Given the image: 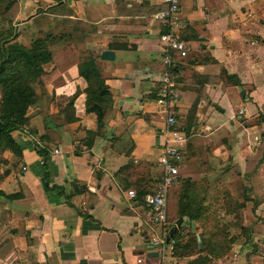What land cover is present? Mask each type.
Returning <instances> with one entry per match:
<instances>
[{
	"label": "crops",
	"instance_id": "crops-1",
	"mask_svg": "<svg viewBox=\"0 0 264 264\" xmlns=\"http://www.w3.org/2000/svg\"><path fill=\"white\" fill-rule=\"evenodd\" d=\"M162 8L160 0H8L3 6L4 32L13 41L27 46L48 33L55 41L26 124L10 132L21 155L0 151V264H195L204 255L168 244L161 252L149 242L161 233L143 196L159 175L165 139L164 114L154 102L165 28L152 17ZM179 20L187 53H172L169 110L185 138L181 184L205 212L189 223L183 216L176 226L174 187L167 227L180 226L184 242L196 229L201 233L207 206L239 207L227 215L239 240L208 263L263 264L264 0H180ZM106 50L112 59L101 57ZM85 58L93 59L111 97L98 130L95 114L85 111L87 84L78 74ZM86 131L95 132L89 148ZM127 190L142 194L129 198Z\"/></svg>",
	"mask_w": 264,
	"mask_h": 264
},
{
	"label": "trees",
	"instance_id": "trees-1",
	"mask_svg": "<svg viewBox=\"0 0 264 264\" xmlns=\"http://www.w3.org/2000/svg\"><path fill=\"white\" fill-rule=\"evenodd\" d=\"M4 1L7 5L8 0H0V2ZM14 38L15 35L4 32V30L0 31V151L8 150L20 156L21 150L12 139L10 132L19 130L26 124V111L35 99L34 86L39 83L43 66L51 60L50 45L52 46L54 43L55 36L49 33L38 36L32 39L27 46L13 41ZM78 74L87 84L85 111L95 114L98 130L103 126L102 119L105 111L111 106L108 87L104 84L92 58H85L78 64ZM85 134L88 139L84 144L89 148L95 132L86 131ZM38 151H41L42 155L45 154L44 149ZM176 188H178V192L180 191L175 212L176 218L185 216L188 223L198 220L199 217L202 218L205 207L200 205V200L197 201L192 190L189 191L188 188L182 186L180 177ZM137 194L140 197L142 192ZM137 194L135 192L136 197ZM3 196L6 199L15 197V195ZM190 196L191 198H189ZM179 227L174 229L169 238L174 241V249L182 253L188 247L192 253L203 252V256L195 258L193 261L195 264H209L211 259L217 258L227 251L234 239L233 237L228 238L223 231H218L207 237L201 232L197 234L201 243V248L198 249L197 229L186 241L181 242L178 233ZM239 230L248 235L246 227L239 225Z\"/></svg>",
	"mask_w": 264,
	"mask_h": 264
},
{
	"label": "built area",
	"instance_id": "built-area-1",
	"mask_svg": "<svg viewBox=\"0 0 264 264\" xmlns=\"http://www.w3.org/2000/svg\"><path fill=\"white\" fill-rule=\"evenodd\" d=\"M163 8L155 12L152 17L165 28L158 36L162 48V69L159 73V85L154 102L159 112L164 114V126L161 133L165 137L163 146L159 149L160 154L157 163L160 168L159 175L153 189L144 194L143 202L147 207L154 223L160 225L161 233L158 236H151L150 244L158 247L162 252L165 244L173 245V239L166 238L167 227V195L169 190L179 182V166L182 160L181 148L185 138L174 129L175 119L170 112L171 102L175 97L173 86L176 81V74L172 71V53L184 57L187 53L185 43L179 39L177 31L180 28L179 5L180 0H160ZM53 153H57L54 150ZM21 170L25 169L23 164L19 165ZM129 198L135 197L133 190H127ZM232 259L236 254H231ZM217 264H235L233 261H220ZM264 264V263H263Z\"/></svg>",
	"mask_w": 264,
	"mask_h": 264
},
{
	"label": "rangeland",
	"instance_id": "rangeland-1",
	"mask_svg": "<svg viewBox=\"0 0 264 264\" xmlns=\"http://www.w3.org/2000/svg\"><path fill=\"white\" fill-rule=\"evenodd\" d=\"M4 5H5V1L4 2H1V4H0V24H2L0 26V29L2 28L1 31L4 30V27H5L4 24H5V19H6V14H4V9H3V6ZM37 26H40V25H37ZM232 197H234V196H232ZM172 206L173 205L169 201V203H168V210H167V212L169 213L168 214L169 215V220L172 217V215H171V210L173 208ZM232 207L233 208L231 209V206L230 205H226V203L224 205L216 204L214 206L213 205L207 206L206 217L208 219H207L206 224L203 226V229L201 230V232L203 233V235L205 237L210 236V235L212 236V235H214L218 231H223L227 236L228 235L234 236L235 242L237 240H239L237 238V236H235V234L231 233V228H232L233 222L231 220L232 218L230 219L227 216L228 214L231 213V210L234 209L235 210L234 212H236V210L239 207H235V206H232ZM236 215H237V213H235L234 216H236ZM238 223L239 222L236 221V222H234V225L237 227ZM185 229H188V228L185 227ZM243 238L245 239V243H247V244H249V245H251V246L254 247L255 244H253V243L250 244L249 237L246 238V235L243 234Z\"/></svg>",
	"mask_w": 264,
	"mask_h": 264
},
{
	"label": "water",
	"instance_id": "water-1",
	"mask_svg": "<svg viewBox=\"0 0 264 264\" xmlns=\"http://www.w3.org/2000/svg\"><path fill=\"white\" fill-rule=\"evenodd\" d=\"M101 57L104 58V59H112L113 55H112V52L111 51H103L101 53ZM181 223V217H178V219L175 221V225L178 226L179 224ZM190 226L191 228H193V224L190 223ZM174 229H169L168 231V234H167V237L166 238H169V236L173 233ZM196 239L198 241V248L200 249L201 248V243L199 242V237L196 235Z\"/></svg>",
	"mask_w": 264,
	"mask_h": 264
}]
</instances>
